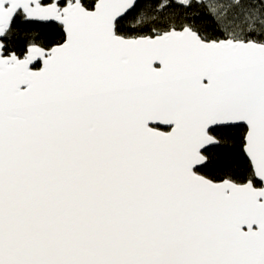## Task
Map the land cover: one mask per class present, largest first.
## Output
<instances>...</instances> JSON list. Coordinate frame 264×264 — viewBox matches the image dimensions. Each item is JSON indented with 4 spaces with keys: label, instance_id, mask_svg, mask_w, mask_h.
<instances>
[{
    "label": "snow or ice",
    "instance_id": "snow-or-ice-1",
    "mask_svg": "<svg viewBox=\"0 0 264 264\" xmlns=\"http://www.w3.org/2000/svg\"><path fill=\"white\" fill-rule=\"evenodd\" d=\"M0 264H264V0H0Z\"/></svg>",
    "mask_w": 264,
    "mask_h": 264
}]
</instances>
